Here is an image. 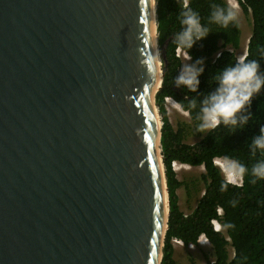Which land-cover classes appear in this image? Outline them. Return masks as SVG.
<instances>
[{
    "label": "water",
    "instance_id": "1",
    "mask_svg": "<svg viewBox=\"0 0 264 264\" xmlns=\"http://www.w3.org/2000/svg\"><path fill=\"white\" fill-rule=\"evenodd\" d=\"M163 78L157 0H0V264H162Z\"/></svg>",
    "mask_w": 264,
    "mask_h": 264
},
{
    "label": "trees",
    "instance_id": "2",
    "mask_svg": "<svg viewBox=\"0 0 264 264\" xmlns=\"http://www.w3.org/2000/svg\"><path fill=\"white\" fill-rule=\"evenodd\" d=\"M242 12L251 16L252 35L247 46L245 59L257 60L264 70V0H236ZM188 6L198 11L202 22L211 33L197 42L188 52L178 47L175 34L181 31L179 14L185 6V0H157L158 38L163 57L164 78L162 88L156 96L162 127V154L167 176L170 201L169 229L163 249L162 264H178L175 259L174 240L182 241L185 247L197 246L205 236L213 249L214 259H207V264H264V179H255L251 167L264 160V152L257 149L253 155L251 138L259 135L264 126V91L252 102V119L243 130L232 134L230 128L220 125L215 130L202 134L196 131L197 110H189L190 101L199 94L212 90L215 86L212 77L217 70L238 60L237 51L241 47V27L237 21L223 28L208 24L210 5L229 4L228 0H187ZM182 49L192 58L204 59V72L199 77V93L187 88H177L175 79L179 74L183 60L177 56ZM171 98L189 114L190 122H179L175 127L166 109L165 100ZM200 138L189 143L190 138ZM235 159L244 163L249 172L242 178L241 184H233L224 177L216 165V159ZM204 167L203 174L191 184L180 181L173 164ZM199 183L203 185L199 189ZM222 187L225 190H222ZM185 188L189 197L200 193L196 208L185 214L180 208L178 190ZM235 201V205L231 203ZM217 221L222 230H216ZM226 224L234 225L225 228ZM234 250L233 256L229 248Z\"/></svg>",
    "mask_w": 264,
    "mask_h": 264
},
{
    "label": "clouds",
    "instance_id": "3",
    "mask_svg": "<svg viewBox=\"0 0 264 264\" xmlns=\"http://www.w3.org/2000/svg\"><path fill=\"white\" fill-rule=\"evenodd\" d=\"M210 8L208 24L228 28L230 24L238 21V9L233 4L213 3ZM179 23L181 31L175 34L174 39L178 47L186 49L187 52L211 33L210 28L202 22L200 13L188 6L187 0L179 14ZM188 57L191 61L189 54ZM157 70L158 61L153 62V65L148 68L149 74ZM203 72V58L185 63L175 79L176 87L199 93V77ZM212 81L215 85L212 90L194 97L188 105L189 110L198 109L195 114V120L198 122L196 131L207 134L220 125L230 128L232 134H235L237 130H243L253 117L250 111L253 100L264 91V70L261 69L260 63L255 59L238 58L235 63L217 70ZM250 148L253 155L256 154L257 149L264 152V126L260 128L259 135L251 138ZM225 167L229 173L241 179L249 172L244 163L235 159H227ZM251 175L255 178L252 180L253 184L256 183V179H264V160L252 165ZM227 181L236 184L230 179ZM222 190L225 188L222 187ZM231 203L234 206L236 202ZM224 227L231 228L234 225L226 224Z\"/></svg>",
    "mask_w": 264,
    "mask_h": 264
},
{
    "label": "rangeland",
    "instance_id": "4",
    "mask_svg": "<svg viewBox=\"0 0 264 264\" xmlns=\"http://www.w3.org/2000/svg\"><path fill=\"white\" fill-rule=\"evenodd\" d=\"M229 4H233L238 9V22L241 27V47L237 51L238 58H242L245 51L247 50L248 41L252 35V21L251 16L245 15L238 3L235 0H228ZM181 58L183 60V65L185 63H189V59H185L181 54ZM166 109L168 111L171 123L177 127L179 122H190V116L187 112H185L180 105L171 98L165 100ZM161 118V115H160ZM162 121V119H161ZM200 138H190L188 140L189 143H195ZM226 159H218L216 161L217 166L222 170L224 177L229 180L231 173H229L225 167ZM223 166V167H221ZM176 172L178 174V179L180 181L187 182L191 184L193 181H197L203 174H205L204 167H191L188 165L179 164L177 166ZM233 176V175H232ZM235 183L240 184L241 178L235 177ZM199 189L203 187L201 183H199ZM179 197H180V208L185 214H190L197 206L198 200L201 197L200 193L196 194V189L193 188V197H189L185 188H180L178 190ZM220 229L221 227L218 226ZM175 246V259L177 260L178 264H207V259H214L213 249L211 244L205 237H201L199 240V244L194 247H185L182 244H178L174 242ZM230 254L233 256L234 250L230 247Z\"/></svg>",
    "mask_w": 264,
    "mask_h": 264
},
{
    "label": "built area",
    "instance_id": "5",
    "mask_svg": "<svg viewBox=\"0 0 264 264\" xmlns=\"http://www.w3.org/2000/svg\"><path fill=\"white\" fill-rule=\"evenodd\" d=\"M181 54L183 55V57H184L185 59H187V60L189 59L188 54H187L186 52H184L182 49L179 48V49L177 50V56L181 58ZM181 59H182V58H181ZM167 99H168V98H167ZM177 166H178V163L175 162V163L173 164V167H174L175 170L177 169ZM241 183H242V181H241ZM241 183H240V184H241ZM213 223H214L215 229L217 230V229L219 228L218 226H220L219 223H218L217 221H214ZM202 237H205V236H202ZM174 242L183 245L182 241L174 240ZM194 246H195V245H190V247H194Z\"/></svg>",
    "mask_w": 264,
    "mask_h": 264
},
{
    "label": "bare ground",
    "instance_id": "6",
    "mask_svg": "<svg viewBox=\"0 0 264 264\" xmlns=\"http://www.w3.org/2000/svg\"><path fill=\"white\" fill-rule=\"evenodd\" d=\"M221 167H223V166H221ZM230 181H232V182H234L235 181V178H234V176H232V175H230ZM221 227V226H220ZM217 230H222V227H221V229L220 228H218Z\"/></svg>",
    "mask_w": 264,
    "mask_h": 264
}]
</instances>
